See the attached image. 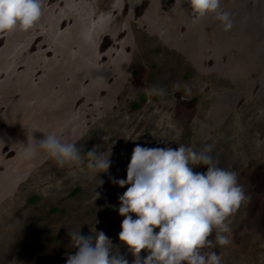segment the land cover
Wrapping results in <instances>:
<instances>
[{
	"label": "rangeland",
	"instance_id": "rangeland-1",
	"mask_svg": "<svg viewBox=\"0 0 264 264\" xmlns=\"http://www.w3.org/2000/svg\"><path fill=\"white\" fill-rule=\"evenodd\" d=\"M220 11L231 30L214 13L195 20L188 0H45L32 29L0 33V264H66L68 232L90 229L132 264L118 236L128 185L114 180L137 144L211 145L248 199L231 243L208 250L264 264V0H221ZM32 132L97 147L110 168L29 158Z\"/></svg>",
	"mask_w": 264,
	"mask_h": 264
},
{
	"label": "clouds",
	"instance_id": "clouds-1",
	"mask_svg": "<svg viewBox=\"0 0 264 264\" xmlns=\"http://www.w3.org/2000/svg\"><path fill=\"white\" fill-rule=\"evenodd\" d=\"M44 4L45 0H0V33L32 29ZM188 4L195 20L214 13L225 31L232 29L231 13L220 11L221 0H188ZM42 134L37 139L32 132L25 144L29 158L40 154L63 167L82 164L87 156L89 169L110 168L111 154L105 158L97 147L85 153L55 132ZM211 151V145L201 151L182 144L175 149L134 147L126 179L114 180L120 187L128 185L119 196L118 212L124 219L118 236L134 257L132 264H222V255L208 249L231 243L230 217L248 197L238 174L219 167ZM197 165L207 171H194ZM68 234L77 251L67 255L66 264H129L103 231ZM142 251L147 255L142 257Z\"/></svg>",
	"mask_w": 264,
	"mask_h": 264
},
{
	"label": "flooded vegetation",
	"instance_id": "flooded-vegetation-1",
	"mask_svg": "<svg viewBox=\"0 0 264 264\" xmlns=\"http://www.w3.org/2000/svg\"><path fill=\"white\" fill-rule=\"evenodd\" d=\"M262 166H263V165L260 166L259 170H261Z\"/></svg>",
	"mask_w": 264,
	"mask_h": 264
}]
</instances>
